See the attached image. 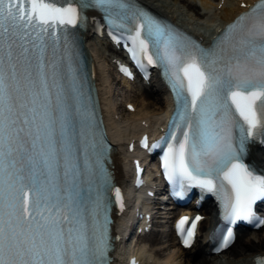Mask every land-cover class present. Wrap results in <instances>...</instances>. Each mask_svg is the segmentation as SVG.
I'll return each mask as SVG.
<instances>
[{
	"label": "snow or ice",
	"instance_id": "1",
	"mask_svg": "<svg viewBox=\"0 0 264 264\" xmlns=\"http://www.w3.org/2000/svg\"><path fill=\"white\" fill-rule=\"evenodd\" d=\"M89 8L117 27L134 18L131 58L163 69L176 109L151 147L164 150L166 178L216 194L230 225L264 224V174L245 162L249 143L264 138V0L207 48L130 0H0V264H110L108 146L65 27H80ZM200 220H179L185 248ZM232 239L229 227L217 251Z\"/></svg>",
	"mask_w": 264,
	"mask_h": 264
},
{
	"label": "bare ground",
	"instance_id": "2",
	"mask_svg": "<svg viewBox=\"0 0 264 264\" xmlns=\"http://www.w3.org/2000/svg\"><path fill=\"white\" fill-rule=\"evenodd\" d=\"M145 4L152 10L159 14L172 19L177 25L190 30L194 34L202 37L201 34H206L211 30L209 22L200 23L202 16L200 15L197 6L193 4L192 0H138ZM220 0H213L217 2ZM223 3L219 12H215L222 22L230 20L241 9L237 2L230 0H222ZM201 6L206 8V5H216L213 2L201 0ZM177 3H182L183 7L180 10ZM186 8V12L183 8ZM89 54L93 59L95 65V79L97 82L99 98L103 110V115L110 135L116 150L119 153L116 159V177L117 182L120 184L126 183L128 178V155L124 152L123 143L131 140L136 134L142 131H152L162 118L165 112L166 101L161 89L156 85L150 88H144L142 91L136 89L132 93H126L117 96L126 100V103H131L135 107L134 112L128 111L126 114L121 113L118 117V109L122 106L121 102L113 100L114 94L111 90V72L107 69L110 61V51L113 50L102 40L92 37L87 33L86 44ZM116 96V97H117ZM117 100V98H116ZM125 103V104H126ZM124 114V115H123ZM127 201L131 204L132 200L128 196ZM116 235L119 238L117 248V264H121V259L125 252L128 250L121 245V242L126 238L132 220L121 216L118 218ZM207 222H204L201 227H205ZM147 236L138 239L141 243L137 246H142L144 252L148 254L146 263L164 262L166 264H215L216 261L225 260L227 263L232 262H245L255 255L264 253V227L257 233L246 235H238L234 245L227 252L219 257L208 258L206 257L199 245L191 248L189 251H181L177 247V243L172 233L169 231L158 232L157 229L150 232ZM135 250V247H133ZM132 248V249H133Z\"/></svg>",
	"mask_w": 264,
	"mask_h": 264
},
{
	"label": "rangeland",
	"instance_id": "3",
	"mask_svg": "<svg viewBox=\"0 0 264 264\" xmlns=\"http://www.w3.org/2000/svg\"><path fill=\"white\" fill-rule=\"evenodd\" d=\"M169 2H173V0H167ZM207 2H213V0H206ZM193 3L197 6V9L200 13V15L202 16V19L200 20V23L204 24L206 22H209V24H216L220 21V17L215 13V12H219V9L217 7V10H216V5L212 6V5H206V8L203 9V5L201 6V1L200 0H193ZM213 4H216L215 2H213ZM177 7L181 10L182 7H183V4L182 3H177ZM183 10L186 12V8L184 7ZM110 79L113 80L112 78V75H110ZM111 90H112V93L114 94L113 96V100H115V102H122L124 99H122L121 97L117 96V94H119L118 90L115 89V87L113 85H111ZM122 94H126V92L124 93H120V95ZM117 96V97H116ZM117 98V100H116ZM124 109L123 107L121 106L120 109H118V112L119 113H124L123 112ZM126 114V113H124ZM123 114V115H124ZM121 117V115H120ZM148 238V236L146 237Z\"/></svg>",
	"mask_w": 264,
	"mask_h": 264
}]
</instances>
